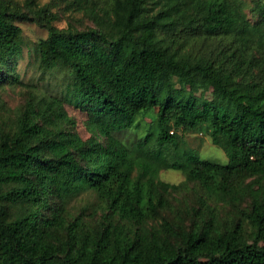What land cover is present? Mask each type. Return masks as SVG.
<instances>
[{
    "label": "trees",
    "instance_id": "obj_1",
    "mask_svg": "<svg viewBox=\"0 0 264 264\" xmlns=\"http://www.w3.org/2000/svg\"><path fill=\"white\" fill-rule=\"evenodd\" d=\"M71 4L96 27L57 28L55 16L35 10L48 30L37 44L40 66L71 69L66 94L28 99L13 131L0 130V264H264V46L252 38L264 39V0L254 2L256 26L231 0H110L106 23L97 0ZM17 18L29 15L0 0V85L13 81L2 68L21 53ZM210 38L224 40L215 53L186 50ZM65 102L92 117L99 134L74 131ZM151 109L157 134L128 149L116 134ZM172 128L205 131L227 162L180 151ZM161 168L182 170L218 200L247 193L251 231L239 221L222 225L205 205L192 209L189 230L168 221L148 226L181 186L157 178ZM86 189L123 223L67 221L63 202ZM11 206L22 212L6 220Z\"/></svg>",
    "mask_w": 264,
    "mask_h": 264
},
{
    "label": "rangeland",
    "instance_id": "obj_2",
    "mask_svg": "<svg viewBox=\"0 0 264 264\" xmlns=\"http://www.w3.org/2000/svg\"><path fill=\"white\" fill-rule=\"evenodd\" d=\"M8 1L14 9L26 12L29 15V19L17 18L14 20L22 29L21 53L12 63L2 68L3 75L7 73L8 77L14 79L10 82L5 79L0 85V130L12 132L15 119L24 109L28 99L49 100L53 97H64L72 81V72L68 66L58 64L51 69H43L40 66L37 44L40 39L47 37L48 30L44 24L43 16L40 15V18H38L35 10L44 8L47 15L55 16L51 24L57 28L71 26L74 29L82 30L96 27V21L84 9L72 5L71 0H34L32 6L26 4L27 0ZM97 1L99 5L96 8V13L106 23L105 11H107L110 0ZM231 1L238 5L250 25L256 26L261 18L253 10L255 0ZM252 38L254 42L257 41L264 46V39L260 40L258 38V32H253ZM223 42L224 40L220 38H210L204 42H192L186 50L197 52L199 55L210 54V52L215 53L222 48ZM262 45L261 47H263ZM253 51L256 52V48L251 50V52ZM256 55H259L258 52H256ZM256 69L258 71V68ZM203 97L210 99V91L204 93ZM64 109L74 121L72 128L82 138L99 134L98 124L83 110L66 102L64 103ZM69 125L71 126V124ZM172 130L177 135V145L180 151L189 150L201 159L219 164L227 162L223 149L214 145L205 131H181L176 128H172ZM148 132L153 134L158 132L156 109L139 113L135 118L134 125L117 133L116 136L123 145L128 149H132L134 144ZM149 170L152 171V169ZM137 174L138 171L135 168L132 171V176L135 177ZM155 175L157 178L169 183H181V186L179 190L167 195L169 206L162 210L157 220L149 221L148 226L157 228L159 223L168 221L189 230L193 226L195 218L192 209L198 208L199 211L205 212L207 209V207L204 208L205 205L212 208L217 215V220L222 225L230 226L239 221L245 233L248 234L251 231L252 227L245 215L251 203V198L247 193H242L238 200L234 202L222 201L207 193L197 181H185L182 170L161 168L155 171ZM62 209L67 221L80 216L85 222V226L96 228L109 218L114 222L120 221L123 223V220L111 214L105 206V202L101 201L98 194L92 189H86L69 196L63 202ZM21 212L22 208L20 206H11L5 219L11 220ZM124 223L126 226L131 227L126 221Z\"/></svg>",
    "mask_w": 264,
    "mask_h": 264
}]
</instances>
